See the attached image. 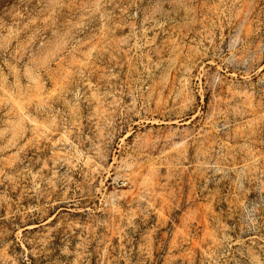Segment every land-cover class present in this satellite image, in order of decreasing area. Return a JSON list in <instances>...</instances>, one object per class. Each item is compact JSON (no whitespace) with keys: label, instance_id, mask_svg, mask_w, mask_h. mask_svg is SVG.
Returning <instances> with one entry per match:
<instances>
[{"label":"rangeland","instance_id":"obj_1","mask_svg":"<svg viewBox=\"0 0 264 264\" xmlns=\"http://www.w3.org/2000/svg\"><path fill=\"white\" fill-rule=\"evenodd\" d=\"M0 264H264V0H0Z\"/></svg>","mask_w":264,"mask_h":264}]
</instances>
